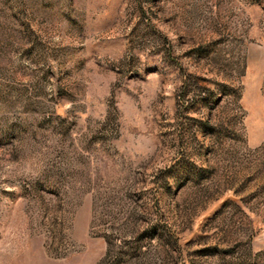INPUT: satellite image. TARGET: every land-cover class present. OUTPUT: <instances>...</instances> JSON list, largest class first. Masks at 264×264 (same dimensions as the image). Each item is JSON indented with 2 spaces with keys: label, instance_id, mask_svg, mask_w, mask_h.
Here are the masks:
<instances>
[{
  "label": "rangeland",
  "instance_id": "rangeland-1",
  "mask_svg": "<svg viewBox=\"0 0 264 264\" xmlns=\"http://www.w3.org/2000/svg\"><path fill=\"white\" fill-rule=\"evenodd\" d=\"M0 264H264V0H0Z\"/></svg>",
  "mask_w": 264,
  "mask_h": 264
}]
</instances>
